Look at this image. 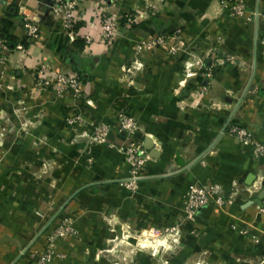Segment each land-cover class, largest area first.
<instances>
[{
	"label": "crops",
	"instance_id": "1",
	"mask_svg": "<svg viewBox=\"0 0 264 264\" xmlns=\"http://www.w3.org/2000/svg\"><path fill=\"white\" fill-rule=\"evenodd\" d=\"M243 1L246 19L232 17L220 0H79V20L66 31L50 20V0H0V36L14 40L12 49L18 43L23 46L9 56L8 69L0 80L4 82L0 101L37 96L40 73L81 78L80 99L73 100L67 92L51 106L45 99L50 92L39 93L46 101L41 122L30 128L28 138L15 142L22 149L19 158L16 150L9 153L10 170L0 168V264H25V257L7 235L15 227L13 221H19L17 226L24 227L27 235L37 227L33 206L27 202L31 197L18 192L12 183L15 170L22 171L15 164L33 163L32 147L37 143L47 153L41 159H55L57 191L53 197L59 198L58 204L65 198L59 210L89 211V220L80 219L78 241L56 240L57 250L67 257L52 264H113L100 250L102 236L109 235L101 234L106 226L99 220L101 212L105 222H125L133 228L180 227L182 197L192 181L220 183L226 194L235 182L240 193L231 205L220 209L209 205L182 226L185 248L171 255L169 264H191L195 258L206 264H244L264 253L262 246L252 244L255 236L264 243L260 232L264 198L260 205L255 202L264 189V180L260 186L258 181L264 159L250 157L237 141L221 134L228 125L237 124L264 143V56L259 52L264 38V0ZM101 6L116 17L129 13L141 17L134 25L119 24L114 39L106 41L98 27ZM19 11L39 18L36 40L21 41ZM176 31L181 32V39L177 53L171 54ZM154 37H161L163 43L136 51V45ZM227 53L235 56V64L218 65L208 79L206 67ZM8 84L18 90H6ZM27 104L16 109H23L21 113L29 118L32 108ZM119 113L135 120L141 144L151 138L158 151L138 180L135 195L124 184L129 175L122 152L127 136L118 132ZM76 115L83 122L73 131L66 119ZM97 123L108 125L106 144L89 146L87 137ZM80 132L87 137L71 138ZM88 158L93 165L88 166ZM196 158L200 160L194 164ZM23 169L21 173L28 176V169ZM22 211H29L30 218L21 215ZM35 237L24 240L29 241L28 252L38 254L46 238ZM203 250L210 254L198 257Z\"/></svg>",
	"mask_w": 264,
	"mask_h": 264
},
{
	"label": "rangeland",
	"instance_id": "2",
	"mask_svg": "<svg viewBox=\"0 0 264 264\" xmlns=\"http://www.w3.org/2000/svg\"><path fill=\"white\" fill-rule=\"evenodd\" d=\"M231 15V14H230ZM135 24V23H134ZM132 24V25H134ZM156 37L151 38L148 41H143L139 43L140 46H145L148 43L152 44L155 41ZM263 37L261 38L259 42V48L260 53L262 56H264V49L262 46ZM163 43V42H162ZM161 43V44H162ZM137 49V45L135 47ZM137 51V50H136ZM148 51V50H146ZM170 51V50H169ZM222 62H219L216 65V68H218V65L223 66L225 64H235V56L232 54H224L223 57H220ZM232 61V62H230ZM213 62H216L213 60ZM213 76V75H212ZM212 78V77H211ZM210 78V79H211ZM0 85L3 86L4 82L0 81ZM6 90H18L17 88L13 87L11 84H8L6 87ZM21 89V88H20ZM41 89H45V91L50 92L49 96L45 99H49L47 103H49L51 106H55V103L59 101L57 95H55V91L52 87L47 86V88H44L42 86L37 85L35 91L37 93V96L30 97V96H18L15 97V100L7 99V100H1L0 104V168L9 169L8 166L10 165L7 160H9V153H16L17 158H19L20 149H22L21 145L15 143L22 142L24 139L28 138L30 128H34L41 122L42 119V107H46V101L41 97L43 95L39 94L41 93ZM53 96H56V99H54ZM23 103V104H22ZM28 103L30 104L32 110V115L28 117L25 113L22 114V110H17V107H23L24 104ZM45 112V111H44ZM30 114V113H29ZM125 114V113H123ZM126 115V114H125ZM78 116V115H76ZM33 118V119H31ZM79 119H82L81 116H78ZM32 120V121H31ZM81 121V120H79ZM82 123V122H81ZM80 123H77V126ZM75 130V128H73ZM73 137H71L74 140H78L79 137L77 135L80 133H75ZM88 138V137H87ZM89 140V146L92 144L97 145H105V143L98 144V143H91ZM17 144V146L15 145ZM40 144L37 143L36 145H33L32 149V160L33 163L29 162H18L22 161L23 153L18 159V163H16V167L22 169V171H19V169H16L15 175H13L12 183H14L18 188V192L26 193L29 197H31L30 200L27 202L31 204L32 207V216H33V222L37 227H34L31 229L30 235L26 234V231L23 227L17 226L19 221H13L15 227L13 230L15 231V235L11 232H8L7 235L9 238H12V240L17 245L18 250L21 252V257H25L26 260L30 259L32 256L36 255L34 253H29L28 250L30 247L27 246L28 240H24V238H53L56 230L58 229V226L60 225V220L64 217L70 218L71 225L74 226V229L77 231V236L74 237L75 240L78 241L79 238V227L81 225L82 220H86L88 217L89 211H86L84 213H81L79 211L72 212V211H64V209H60L59 207L64 204L65 201L64 196L59 195L60 197L64 198V200L58 204L57 197H53L54 191H57L55 187V182L57 181L56 178H54V158H49L48 161H45L41 159V155L44 152V148L39 146ZM47 148V147H46ZM16 150V152H14ZM48 150H50L48 148ZM123 150V149H122ZM57 158V156H53ZM202 158V157H201ZM91 158L87 159V162L90 161ZM200 160V158H196L194 161V164L197 163ZM89 165H93L92 163ZM13 165V164H11ZM20 165V166H19ZM10 167V166H9ZM26 168L28 169V176H25L24 173H21L25 171ZM10 170V169H9ZM53 172V173H52ZM23 174V175H22ZM27 180H31L32 183L26 182ZM138 182V181H137ZM137 182L136 184H133V186L130 187L131 195H135V192L137 191ZM37 183V185H36ZM263 187V186H262ZM46 193V194H43ZM67 195L66 193L64 194ZM18 196L19 193H18ZM135 196H132L131 198H134ZM21 198V197H20ZM135 205L138 206L139 204L135 202ZM134 205V206H135ZM64 206V205H63ZM135 206V208H136ZM140 206V205H139ZM79 209V208H78ZM16 210L15 212H17ZM79 213V217L76 215ZM99 213V212H98ZM21 215H26V217L29 219V211H22L20 213ZM102 218L99 219L103 224L106 226L102 227V232L109 234L106 236V238H103V246L100 247V250L103 251L104 254H107L110 258H107L108 261H110L113 264H169V257L173 255L174 253L183 251L185 248V238L182 237V231L181 227L172 226V227H165V228H137V227H130L125 222L123 223H113V222H105V216H103L104 212H101L98 214L101 215ZM16 216H20L19 214H16ZM24 216L20 219H24ZM31 216V219H32ZM87 217V218H86ZM15 219V217H13ZM82 219V220H80ZM80 220V221H79ZM89 220V219H87ZM32 221V220H31ZM53 221L56 222L55 225H52ZM78 222V223H77ZM179 231H178V229ZM73 229V230H74ZM20 233V234H19ZM13 235V236H12ZM246 235V233H245ZM197 237V236H196ZM15 238V239H13ZM45 239V240H46ZM37 241V240H35ZM49 242L46 240V246H48ZM263 246V245H262ZM28 247V249L24 252L25 248ZM56 251L60 254H62L63 258H56V260H63L66 259L67 255L62 253L61 251L57 250V244L55 245ZM9 250V248H6ZM201 252V253H200ZM197 255L200 257L201 255L208 256L210 253H208L206 250L200 251ZM197 254V253H196ZM197 257V258H198ZM201 259V258H200ZM200 259H194L191 264H206L203 263L202 260L200 262Z\"/></svg>",
	"mask_w": 264,
	"mask_h": 264
},
{
	"label": "built area",
	"instance_id": "3",
	"mask_svg": "<svg viewBox=\"0 0 264 264\" xmlns=\"http://www.w3.org/2000/svg\"><path fill=\"white\" fill-rule=\"evenodd\" d=\"M78 2L79 0H50V20L53 23H57L63 30L70 31L76 25L78 19ZM220 4L227 8L234 18H245V3L243 0H220ZM22 17L23 23V35L21 41L30 42L36 40L40 34V20L38 17H30L23 12L19 11ZM258 13H256V16ZM98 27L101 31L102 37L106 41H112L116 34L119 24L124 22L125 24L132 25L136 22L137 18L141 15L133 13L124 14L120 16H113L108 14L104 7H99L97 10ZM172 38L175 40L174 46L170 48V53L175 54L178 50V45L181 39V32L176 31ZM88 42L89 38H85ZM163 42L161 37H156L155 41L145 46L137 45V51L151 50L157 45ZM264 49V39L262 41ZM16 51L23 50L21 43L15 45L12 49L7 42V39L0 36V80L5 76V72L9 65V56ZM206 67V77L210 79L213 75V70L221 60H215ZM232 62V61H230ZM37 85L47 88L50 86L54 89L55 95L61 97L67 92L71 94L73 100L80 99V78L79 76H65L63 74L51 75L48 72L40 73L36 81ZM45 89H41L43 91ZM81 120V121H79ZM83 122V119H79L78 116H69L66 119V123L73 129L77 127V123ZM117 129L119 133L127 136V143L125 144L122 152L125 156V162L128 165V177L124 180V184L127 187L133 186L138 180H140L149 170L152 158L148 152L142 147L141 139L137 138L138 125L135 120L128 115L119 113L117 115ZM74 131V130H73ZM109 132L108 125L105 123H97L93 126L92 131L89 133L88 138L91 143L102 144L106 142V136ZM222 135L232 138L237 141L243 152L250 157L258 159H264V143H262L252 131L246 129L243 126L237 124H230L221 133ZM86 133L77 135V137H83ZM259 186L264 180V172H258ZM234 182L228 194L224 186L220 183H200L198 181H192L189 183L187 190L182 197L181 213L183 218L180 223V227L192 222L196 214L209 205H214L219 209L225 206H229L234 202V197L240 192ZM255 190L249 191V193ZM70 218L64 217L60 220V225L56 230L53 238H47L49 242L48 246L44 247L38 254L32 256L26 260L25 264H52L56 258H63L64 256L56 251V240H66L67 238H73L77 236V231L71 224ZM74 229V230H73ZM178 229V228H177ZM179 231V229H178ZM261 236L264 238V228L261 229ZM246 231L244 232V234ZM261 237H253L252 244L264 249V243L260 239ZM259 256H255L254 259H248L244 264H264V253ZM63 256V257H62Z\"/></svg>",
	"mask_w": 264,
	"mask_h": 264
},
{
	"label": "water",
	"instance_id": "4",
	"mask_svg": "<svg viewBox=\"0 0 264 264\" xmlns=\"http://www.w3.org/2000/svg\"><path fill=\"white\" fill-rule=\"evenodd\" d=\"M255 64V61H254ZM142 147L148 152L149 156L151 158H157L158 157V151L154 150L152 146V140L151 138L146 137L142 143ZM262 186L264 187V182L262 183ZM264 198V189L260 192L258 195V198L255 200L257 204L260 205L261 200ZM28 249V247L25 248L24 252Z\"/></svg>",
	"mask_w": 264,
	"mask_h": 264
},
{
	"label": "trees",
	"instance_id": "5",
	"mask_svg": "<svg viewBox=\"0 0 264 264\" xmlns=\"http://www.w3.org/2000/svg\"><path fill=\"white\" fill-rule=\"evenodd\" d=\"M14 40H12V39H7V42H8V45L11 47V45L13 44L12 42H13ZM80 78V77H79ZM80 81H81V78H80Z\"/></svg>",
	"mask_w": 264,
	"mask_h": 264
}]
</instances>
